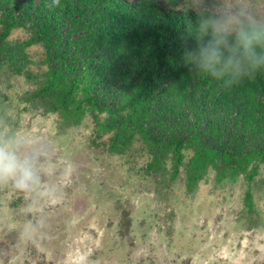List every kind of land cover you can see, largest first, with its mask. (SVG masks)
I'll use <instances>...</instances> for the list:
<instances>
[{
  "label": "rangeland",
  "instance_id": "1",
  "mask_svg": "<svg viewBox=\"0 0 264 264\" xmlns=\"http://www.w3.org/2000/svg\"><path fill=\"white\" fill-rule=\"evenodd\" d=\"M250 2L264 18V0ZM217 3L176 0L175 8ZM10 10L0 2V34ZM31 37L21 24L5 42ZM24 53L19 73L0 49V138L32 157L40 183L0 186V264H264V159L205 166L185 147L177 164L171 149L117 137L105 115L99 128L90 110L48 111V98L32 96L44 83L45 50Z\"/></svg>",
  "mask_w": 264,
  "mask_h": 264
},
{
  "label": "trees",
  "instance_id": "2",
  "mask_svg": "<svg viewBox=\"0 0 264 264\" xmlns=\"http://www.w3.org/2000/svg\"><path fill=\"white\" fill-rule=\"evenodd\" d=\"M175 1L61 0L62 7H50L52 0H0L11 9L0 49L20 73L24 50L44 48L45 79L32 96L48 98V111L90 110L99 128L105 115V128L117 137L137 134L150 146L171 149L177 164L185 147L205 166L263 160V146L249 148L264 142V73L224 87L190 72L184 52L207 10H178ZM21 24L32 37L6 43Z\"/></svg>",
  "mask_w": 264,
  "mask_h": 264
},
{
  "label": "clouds",
  "instance_id": "3",
  "mask_svg": "<svg viewBox=\"0 0 264 264\" xmlns=\"http://www.w3.org/2000/svg\"><path fill=\"white\" fill-rule=\"evenodd\" d=\"M52 0L50 7H62ZM195 43L186 48L190 72L232 87L264 73V18L251 10L250 0H218L196 24ZM40 183L37 167L14 139L0 138V186L12 184L20 191Z\"/></svg>",
  "mask_w": 264,
  "mask_h": 264
}]
</instances>
